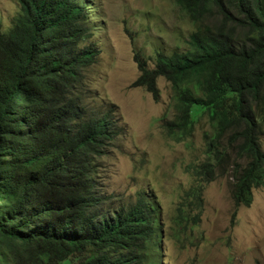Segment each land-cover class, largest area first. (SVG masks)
<instances>
[{"label": "trees", "instance_id": "obj_1", "mask_svg": "<svg viewBox=\"0 0 264 264\" xmlns=\"http://www.w3.org/2000/svg\"><path fill=\"white\" fill-rule=\"evenodd\" d=\"M18 1L12 25L0 21V264H145L160 234L157 204L140 192L113 206L97 176L117 131L111 110L83 103L98 51L78 49L93 34L91 4ZM175 3L197 25L188 49L158 51L154 69L137 54L136 84L157 99L158 79L171 83L177 110L166 128L178 140L208 115L207 161L192 174L211 181L233 167L234 201L250 205L264 183V0ZM186 199L202 205V188ZM179 211V224L191 221Z\"/></svg>", "mask_w": 264, "mask_h": 264}, {"label": "rangeland", "instance_id": "obj_2", "mask_svg": "<svg viewBox=\"0 0 264 264\" xmlns=\"http://www.w3.org/2000/svg\"><path fill=\"white\" fill-rule=\"evenodd\" d=\"M85 1L91 4L87 14L93 34L78 49L93 45L98 51L83 103L100 114L111 110L116 122L117 134L105 141L107 153L96 161L100 187L112 197L111 205L135 203L140 192L158 205L164 232L157 249L161 264H264V183L253 190L250 206H238L232 167L211 181L193 175L207 161L215 127L203 115L192 135L178 140L166 128L177 110L171 83L159 78L157 99L136 84L141 74L137 54L153 69L158 51L170 55L188 49L197 25L175 0ZM19 10L18 0H0L2 29L12 25ZM232 135H225L226 144ZM259 142L264 151V133ZM194 187L202 188V205L186 199ZM180 209L190 222H177Z\"/></svg>", "mask_w": 264, "mask_h": 264}, {"label": "clouds", "instance_id": "obj_3", "mask_svg": "<svg viewBox=\"0 0 264 264\" xmlns=\"http://www.w3.org/2000/svg\"><path fill=\"white\" fill-rule=\"evenodd\" d=\"M155 67V66H154ZM154 69V68H153ZM159 80V79H158ZM203 116V115H202ZM208 116V115H207ZM209 118V117H208ZM209 120H210V118H209ZM211 121V120H210ZM197 122V121H196ZM212 123V122H211ZM196 124V123H195ZM195 128V127H194ZM233 168V167H232ZM228 169H229V167H228ZM228 169L227 170H225V171H222V170H218V171H222L223 173H227V171H228ZM217 171V172H218ZM217 172H216V174H217ZM238 175H241V173L239 172L238 173ZM232 178H233V180H234V182H233V189H232V197H233V191H234V187H235V181H236V178H237V175L235 176L234 175V172H233V176H232ZM256 187H254L253 189H252V193H253V190L255 189ZM149 198V197H148ZM150 199V198H149ZM234 199V198H233ZM137 201V200H136ZM253 201H254V196H253V200H252V202H251V204L253 203ZM236 203V202H235ZM250 204V205H251ZM250 205H245V206H250ZM158 206V205H157ZM242 206V205H241ZM158 209H159V207H158ZM158 209H157V211H158ZM157 218L159 219V221H160V226H161V229H159L160 231H159V233L160 234H158L157 235V242L156 243H153L152 245H150L149 247H150V252L149 253H143L144 254V259H145V264H152V260H154V264H161L160 262H161V260L160 259H162V253H161V250H159V252H157V249L160 247V241L162 240V238H163V234H164V232L162 231V229H163V227H162V225H161V220H160V218L157 216ZM195 224H197V223H195ZM194 224V225H195ZM163 250H165V251H168L167 249H163ZM156 251V252H155ZM159 256H160V259H159Z\"/></svg>", "mask_w": 264, "mask_h": 264}, {"label": "bare ground", "instance_id": "obj_4", "mask_svg": "<svg viewBox=\"0 0 264 264\" xmlns=\"http://www.w3.org/2000/svg\"><path fill=\"white\" fill-rule=\"evenodd\" d=\"M204 200V199H203ZM202 202H204V201H202Z\"/></svg>", "mask_w": 264, "mask_h": 264}]
</instances>
